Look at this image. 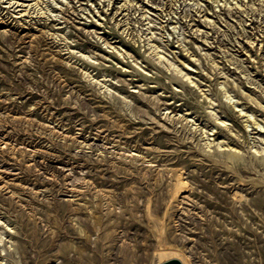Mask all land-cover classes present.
<instances>
[{"label":"rangeland","instance_id":"rangeland-1","mask_svg":"<svg viewBox=\"0 0 264 264\" xmlns=\"http://www.w3.org/2000/svg\"><path fill=\"white\" fill-rule=\"evenodd\" d=\"M37 1L0 0V264H264V0Z\"/></svg>","mask_w":264,"mask_h":264},{"label":"water","instance_id":"water-1","mask_svg":"<svg viewBox=\"0 0 264 264\" xmlns=\"http://www.w3.org/2000/svg\"><path fill=\"white\" fill-rule=\"evenodd\" d=\"M158 264H182V262L177 258H171Z\"/></svg>","mask_w":264,"mask_h":264},{"label":"bare ground","instance_id":"bare-ground-1","mask_svg":"<svg viewBox=\"0 0 264 264\" xmlns=\"http://www.w3.org/2000/svg\"><path fill=\"white\" fill-rule=\"evenodd\" d=\"M16 2V1H15ZM39 2V0L37 1V3ZM36 4V3H35ZM31 5V4H30ZM27 9V8H26Z\"/></svg>","mask_w":264,"mask_h":264}]
</instances>
